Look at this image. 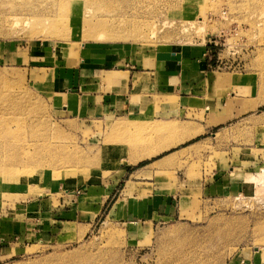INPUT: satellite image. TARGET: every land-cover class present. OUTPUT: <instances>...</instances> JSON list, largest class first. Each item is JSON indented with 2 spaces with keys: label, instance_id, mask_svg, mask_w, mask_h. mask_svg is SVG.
I'll use <instances>...</instances> for the list:
<instances>
[{
  "label": "rangeland",
  "instance_id": "1",
  "mask_svg": "<svg viewBox=\"0 0 264 264\" xmlns=\"http://www.w3.org/2000/svg\"><path fill=\"white\" fill-rule=\"evenodd\" d=\"M96 45L145 61L203 48L244 81L246 114L171 147L182 135L153 117L65 111L54 80ZM213 172L225 189L207 196ZM156 186L174 215L116 206ZM0 210V264H264V0H0Z\"/></svg>",
  "mask_w": 264,
  "mask_h": 264
},
{
  "label": "crops",
  "instance_id": "2",
  "mask_svg": "<svg viewBox=\"0 0 264 264\" xmlns=\"http://www.w3.org/2000/svg\"><path fill=\"white\" fill-rule=\"evenodd\" d=\"M204 50L192 47L169 52L161 50L153 59L145 61L143 58H131L130 47H88L84 59L78 60L74 65L76 60L70 58V69L61 71L54 80L56 103L63 104L65 111H79L80 116L85 119L93 116H122L128 122L118 125L121 128L128 127L131 123L129 120L146 121L153 117L156 124L167 122L164 126H157L158 129H165L164 134L182 135L171 147L186 144L213 126L246 114V98L239 91L240 88L236 90L244 81L238 76L230 82L218 80V73L208 69ZM109 64L115 67L108 69ZM72 66L79 68L74 70ZM156 98H160L159 103ZM148 110L150 112L147 114ZM201 110L205 111L202 119L184 120L194 123V128L191 125H179L178 121L187 117L188 113H200ZM174 152L167 156H172ZM150 155L152 154L142 155L141 159H135L132 163L120 162L116 181L126 177L132 164L135 165L137 161ZM164 158L166 157L152 164L159 163ZM217 178L213 172L203 180L202 190L207 196L225 189L221 183L223 179ZM152 189L143 201L138 199V194H134V200H120L116 206L126 205L128 209L121 212L127 214H156L159 217L174 215L175 191L163 190L159 186ZM108 192L107 198L112 189ZM1 240H4L2 236L0 247L3 242Z\"/></svg>",
  "mask_w": 264,
  "mask_h": 264
},
{
  "label": "bare ground",
  "instance_id": "3",
  "mask_svg": "<svg viewBox=\"0 0 264 264\" xmlns=\"http://www.w3.org/2000/svg\"><path fill=\"white\" fill-rule=\"evenodd\" d=\"M190 12V11H189ZM67 13V12H66ZM62 23H64L65 25L67 24V26L69 25V18H64V17H61V20H60ZM88 26L91 27V30L92 28H94V25L95 24H91L90 21H88ZM101 34H106L105 32H102ZM218 76V80H220L221 82H230V81H233L232 79V76L230 74H217ZM217 80V81H218ZM224 85V84H223ZM63 100H64V96H63ZM66 101V100H65ZM19 148V147H18ZM142 157H138L136 160L138 159H141Z\"/></svg>",
  "mask_w": 264,
  "mask_h": 264
}]
</instances>
